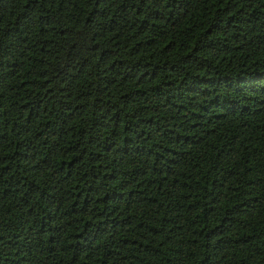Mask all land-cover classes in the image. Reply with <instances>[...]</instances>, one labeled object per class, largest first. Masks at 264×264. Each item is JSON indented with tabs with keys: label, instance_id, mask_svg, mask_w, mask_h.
<instances>
[{
	"label": "trees",
	"instance_id": "obj_1",
	"mask_svg": "<svg viewBox=\"0 0 264 264\" xmlns=\"http://www.w3.org/2000/svg\"><path fill=\"white\" fill-rule=\"evenodd\" d=\"M0 264H264V0H0Z\"/></svg>",
	"mask_w": 264,
	"mask_h": 264
}]
</instances>
